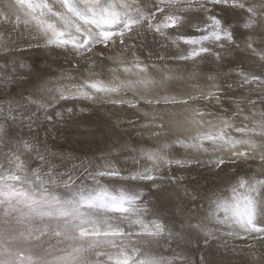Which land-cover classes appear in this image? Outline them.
Segmentation results:
<instances>
[{
  "label": "snow or ice",
  "instance_id": "6c2138e0",
  "mask_svg": "<svg viewBox=\"0 0 264 264\" xmlns=\"http://www.w3.org/2000/svg\"><path fill=\"white\" fill-rule=\"evenodd\" d=\"M12 2L16 8L26 9L30 19L21 21L15 12L10 15L7 9L0 11V52L9 50L11 45L20 51L34 47L41 52L44 48L51 51L57 48L71 49L74 56H82L90 54L94 46L106 47L114 39L122 45L125 37L133 33L138 36L141 30L163 35V29L181 28L184 26L181 17L194 14L205 27L199 30L198 38L196 33H190L187 37L180 35L179 41L185 45L199 44L200 47L198 50L186 48V54L179 58L195 60L206 58L204 54H211L221 68L232 64L234 70L237 65L230 54L233 49L240 48L237 41L243 37L244 51L249 54L253 65H258V70L247 74L244 71L237 73L242 80V84L237 86L264 85V0H185L187 9L179 15L172 11L176 0ZM217 9L223 15H217ZM37 10L39 15H36ZM170 11L172 14H168ZM13 34L15 40L8 39ZM256 37L259 38L258 43L254 39ZM206 41L212 42L211 46L205 45ZM213 47L218 50L213 52ZM39 71L47 73L49 69L44 67ZM231 74V71L217 72L223 92L209 93L204 99L219 100L220 95H235L230 91L232 84L228 83ZM40 78H43L42 75ZM82 87L96 93H115L119 88L108 87L103 82L86 83ZM55 91L58 96L52 99L68 101L92 98L90 91L81 90L71 95L65 94L66 89L57 88ZM31 95L38 99L25 101L28 109L21 112L23 105L16 109L21 112V120H26L29 127L40 119L42 112L44 121L51 124L52 131L58 125L68 126L71 123L76 129L75 134L80 137L78 143L103 145L101 150L105 155L98 158L101 161L99 167L91 162L85 166L81 162L73 163L68 169V163L80 159L73 153L50 152L44 145V153L41 154L30 142L21 141L19 151L28 154L36 152L32 158L39 163L33 168L21 160L17 149L5 154L0 147V264H168L152 251V246L160 244L161 240L163 243L169 239L184 240L186 244L195 240L199 245L201 240L208 244L213 239L214 233L203 222L190 225L194 231L188 232L190 239L186 240L183 232L174 231L160 217L147 219L143 194L135 191L140 182H147L143 186L155 189L153 195L163 202L165 198H170L171 192L157 183L158 176L153 173H159L166 165L175 166L174 171H190L193 166H202L200 157L190 155L184 159H169L168 143L153 144L151 150L132 156L135 149L125 151L126 146L120 142L115 124L106 119L93 121L86 108H81L80 114L75 115L73 108L66 107L65 112L71 114L68 117L55 109L49 112L51 99L43 103V97L37 91ZM260 103L264 104V98L260 99ZM33 108L35 111H32ZM225 127L231 128L232 125ZM256 127L264 130V113L260 114ZM45 130L51 135V131ZM235 130L242 135L255 131L244 126ZM4 134L5 130L0 126V145L4 143ZM154 135L159 139L158 133ZM203 139L211 142L223 140L228 149L249 145L255 147L250 139L224 140L223 136L214 135H205ZM140 142L147 143L143 140ZM172 144L189 149L202 147L199 144H185L179 138ZM251 148L232 151L228 156L217 155L211 161L215 174L221 176V183L225 187L211 196L204 194L211 208L206 219L229 227L231 231L228 235L242 233L258 243L259 250L255 247L248 249L250 258L245 264H264V179H245L241 175L246 158L252 154ZM220 151H224L223 146ZM176 152L180 154L179 148ZM129 156H132L133 163L125 169L126 160L122 162L121 158ZM53 160L57 163H53ZM61 168L66 170L62 172ZM226 170H230L231 174L224 179L222 174ZM258 175L264 176V173ZM104 178H108L107 182ZM184 179L173 175L169 183L178 190ZM185 195L196 199L186 189ZM49 237L54 238L56 244L49 241L48 247H43V242ZM204 262L212 264L207 255ZM185 264H189L187 257Z\"/></svg>",
  "mask_w": 264,
  "mask_h": 264
},
{
  "label": "bare ground",
  "instance_id": "6f19581e",
  "mask_svg": "<svg viewBox=\"0 0 264 264\" xmlns=\"http://www.w3.org/2000/svg\"><path fill=\"white\" fill-rule=\"evenodd\" d=\"M160 6L163 7L162 4ZM175 8L187 9L185 0H176ZM5 9L10 15L15 12L21 21L30 19L26 15L27 10L16 8L12 0H0V11ZM36 15H39L38 10ZM221 15L223 14L221 13ZM197 17L194 14H189L188 17L183 18L184 24L191 22V19H197ZM163 31L164 35L167 34L164 29ZM8 39L15 40V35H10ZM124 39L125 43L122 45L115 39L107 44L109 46L107 56L112 58V62L107 60L103 65L99 45L94 46L90 54L82 56H74L71 49L57 48L55 51H51L49 48H44V51L41 52L34 47L31 50L20 51L11 45L9 50L0 52V62L19 64L21 60L25 62L28 60L29 65L35 67L37 71L33 73L34 76L0 81V107L4 112L6 111V115L0 116V126L5 130L4 143L0 145L3 148V153L6 154L11 149H17L21 160L35 168L39 163L32 158L36 156V152L28 154L19 151L20 142L23 141V138H27V142L33 144L41 154L44 153V145H46L50 152H68L79 157L80 159L67 164L68 169L72 167L73 163L81 164V162L85 166L89 162L93 166H100L101 161L98 158L105 155V152L101 150L104 146L96 144L89 146L78 143L80 137L75 134L76 129L71 123L66 127L63 125V128L67 130L59 137V135H55V131H52L51 124L44 121L42 112L40 119L30 127L26 120H21V112L28 109L25 101L38 99L37 96L31 95L33 91H37L43 97L41 102L47 103L51 99L49 112L55 109L61 113H66L65 108L71 107L73 113L79 115L83 104L89 109L86 113L93 121L106 119L115 124L120 134V142L126 146L125 151L135 149L132 156H138L141 151L151 150V146L156 143H168L170 145L168 158L184 159L185 155L198 156L202 166H193L190 171H174L175 166L169 168L166 165L160 169L159 173H153L158 176L157 183L168 189L171 196L160 202L153 195L155 189L147 187L152 206L146 210V216L147 219L160 217L174 231L183 232L186 240L190 239L188 232L194 231L190 225L203 222L214 233L213 239L208 244H204L201 240L199 245L196 244L195 240L186 244L184 240L169 239L167 243H163L161 240L160 244L153 246L159 247L158 249L161 248V250L177 249V252H184L185 254H183L188 258L189 264H205V255H207L208 260L212 261V264H245V261L250 258L248 249L255 247L259 250V244L248 239L242 233L235 236L228 235L227 233L231 231L229 227L217 225L215 221L206 219L211 208L210 202L204 194L207 193L208 196H211L213 192H219L225 187L221 183V176L215 174L211 161L217 155L228 156L231 155L232 151H246L251 148V145L244 148L228 149L223 144V140L211 142L203 139V137L214 135L223 136L224 140L229 138L250 139L255 145L254 148H251V152H255L257 157L260 155L261 159L264 158V135H262L264 130L256 127L259 123L260 114L264 113V104L260 103V99L264 98V92L262 95L256 93V96L246 100V96L241 92L245 85L235 87L242 84L241 77L237 73L241 71L246 74L252 73L258 70V65L243 63L244 65L235 71L227 67L220 70L221 74L232 72L228 83L232 84L230 91L235 95H220L219 100L215 98L209 100L204 99V96L209 93L219 94L223 92L221 79L217 77L216 71H212L219 65L213 55L204 54L206 58H196L195 60L172 58L171 56L177 54V48L168 38L144 30H141L138 36L133 33ZM254 39L257 43L259 42L258 37ZM33 42L35 43V40ZM237 43L240 48L233 49L232 53L239 54L238 57L240 55L242 57L244 54L249 55L244 51V38L241 37ZM204 44L211 46L209 43ZM212 50L215 52L218 49L212 48ZM55 53L61 56L53 57L55 60L52 61L50 56H55ZM137 62H139L138 67ZM44 67H48L47 73L39 71L40 68ZM41 75L42 79L40 78ZM214 77L216 78L214 79ZM93 82H103L108 87L119 86V88L115 93L107 91L96 93L94 90L90 91L82 87L83 84ZM252 85L261 87L260 89L264 88L262 84ZM57 88L66 89V95L81 90L90 91L92 98H76L68 101L52 99V97L58 96L55 91ZM132 91L133 93H131ZM142 100L144 102H141ZM148 101L153 102L148 103ZM21 105L24 108L21 112H17L16 109L20 108ZM32 111L35 109L33 108ZM141 112L145 115L142 116ZM163 124L172 126L170 133L161 132L160 127ZM225 125H232V127L227 128ZM240 126L254 128L255 131L242 135L235 130ZM39 128L40 134L43 135L35 134L37 132L31 133L29 130H39ZM46 128L51 131V135L45 130ZM171 131L183 133V135H192L185 144H199L202 147L189 149L172 144V141L177 138ZM154 133H158L159 139ZM70 136L71 140L69 139ZM36 137H39L38 140ZM34 138L36 142H34ZM141 140L147 141V143L140 142ZM222 146L224 151H220ZM177 148H179V155L176 152ZM132 156L121 158L122 162L126 160L125 169L133 163ZM52 162L57 163L54 160ZM65 170V168L60 169L62 172ZM261 173H264V159L261 163L247 162L242 166L241 175L245 179L249 177L264 179V176L258 175ZM230 174L231 171L226 170L222 175L224 179H227ZM173 175L185 178L178 190L174 189L172 183L169 184V178ZM107 179L104 178V181L107 182ZM144 183L147 182H140V186ZM187 184L190 185V189L196 190L193 191V195L199 192V196L195 195L196 199H188V196L185 195ZM196 204L200 208H197ZM218 216L223 218L221 214ZM249 241L253 243L251 247L244 246ZM199 260L202 263H199ZM171 263L185 264V259H175Z\"/></svg>",
  "mask_w": 264,
  "mask_h": 264
},
{
  "label": "rangeland",
  "instance_id": "374dc122",
  "mask_svg": "<svg viewBox=\"0 0 264 264\" xmlns=\"http://www.w3.org/2000/svg\"><path fill=\"white\" fill-rule=\"evenodd\" d=\"M186 9L185 8H174L172 11H174L177 15H179V13L181 12H184ZM172 11H170L168 14H172ZM216 13L217 15H221V13L219 12V10L217 9L216 10ZM183 18L185 17H181L182 20H184ZM192 21L190 23H186L184 24L183 27L181 28H178L176 30H170V29H164L165 30V33L167 32V34L164 35V31H163V36H166L168 38V40L177 48V54L175 56H171L172 58H175V59H180L179 57L182 56V55H185V49H192V48H196L197 50L199 49L200 45L197 44V45H185L183 44L182 42L179 41V36L180 35H185L187 37L188 34L190 33H196V38H198V35H199V30H202L205 25L203 23V21L197 17V19H191ZM130 40V39H129ZM132 41V40H131ZM204 43H209L211 44L212 42H204ZM103 45H99V53L101 54L102 56V65L105 63V61L107 62L110 61L112 62V58L108 57L107 56V50L109 48V46L107 45L106 47L103 46ZM245 47V46H244ZM214 48V47H213ZM214 50V49H213ZM212 50V51H213ZM106 52V53H105ZM105 53V54H104ZM55 56L51 55L50 56V59L53 61L55 60L54 58H58L60 57L61 55L59 54H54ZM231 55V58H233L232 60L235 62V64L237 65V67L232 70V64H228L227 66L221 68L219 65L217 67H215L214 70L212 71H216V72H219L220 70H223L225 69L226 67L229 68L230 70L232 71H235L237 70L240 66L244 65L243 63L245 64H250V65H253L252 61L249 59V55L247 54H244V58L243 56L241 57H238L239 54H234V52ZM246 55V56H245ZM58 56V57H57ZM54 57V58H53ZM170 57V58H171ZM109 58V59H108ZM111 59V60H110ZM26 60V59H25ZM182 60V59H181ZM9 61V60H8ZM7 61V62H8ZM10 62V61H9ZM27 62V63H26ZM26 62L24 60H21V62L16 63V64H13V63H3V62H0V81L3 80V79H7V80H15V79H19V78H25V77H30L31 76H34L33 73L37 72L35 67H32L31 65H29V61L26 60ZM74 62H77L74 60ZM242 62V63H241ZM203 66V65H202ZM235 75V74H234ZM239 85V84H238ZM246 86V85H245ZM242 89L241 92H243L245 99L246 100H250L251 98H253V96L257 93H261L260 95H262V93L264 92V88L263 89H260L259 87L255 86V85H248ZM235 87H238V86H235ZM251 89V90H250ZM250 91V92H249ZM133 93V91L131 92ZM256 94V95H257ZM241 95V93H240ZM255 95V96H256ZM251 96V97H250ZM141 102H144V100H142ZM82 108H86V106H81ZM2 108V107H0ZM90 108V107H89ZM86 111H89L88 108H86ZM6 112V111H5ZM4 111L0 112V116L2 115H6ZM8 113V111H7ZM65 114V117H68L69 115L71 114H68V113H64ZM77 115V114H76ZM141 115H145V113L141 112ZM161 126V125H160ZM66 127V126H65ZM171 125H166V124H163L160 128H161V132L162 133H170V130H171ZM41 128V127H40ZM40 128L39 130H30L31 133H35V134H38V135H43V134H40L41 131H40ZM67 129H64L63 128V125H58V127L56 128L55 130V135H59V137L62 136V134L64 132H66ZM169 131V132H168ZM171 133H173L171 131ZM61 134V135H60ZM174 134V137L176 138H179L180 140H183L184 142H188L190 140V138L192 137V135H189V134H184L183 133H173ZM37 135V136H38ZM41 137V136H39ZM39 137H36V139L38 140ZM36 139L34 138V142H36ZM69 139L71 140V136L69 137ZM29 140V139H28ZM23 141L24 142H27V138H23ZM260 155H258L257 157V154L255 152H252L251 155H249L246 160L247 162L249 163H261L263 162V159H261L259 157ZM185 157H187L185 155ZM256 157V158H255ZM169 159H172V158H169ZM171 166H169L170 168ZM186 178H188V176H186ZM171 184V183H169ZM187 188H185L187 190L188 193H191L193 195V190L192 188L190 189V185H186ZM189 190V191H188ZM135 191H138V192H141L143 194V199H144V205L143 207L147 210V209H150L152 204H151V199L149 197V194H148V189L147 187H144L143 185L140 186V187H137L135 189ZM196 195V194H195ZM193 195V196H195ZM199 196V195H198ZM188 199H191L190 197H188ZM199 205L196 204V207L197 208H200L198 207ZM193 230V229H192ZM49 241L51 242V244H56V241L54 238H47L44 242H43V247H48L49 245ZM251 241L245 243L244 246H248V247H251ZM159 248V247H158ZM156 247H152V251H153V254L157 257V258H163L165 261H167L169 264H172L171 261L172 260H175V259H185V253H181V252H177V249H167V250H161L158 249ZM199 263H202V261L199 260Z\"/></svg>",
  "mask_w": 264,
  "mask_h": 264
}]
</instances>
